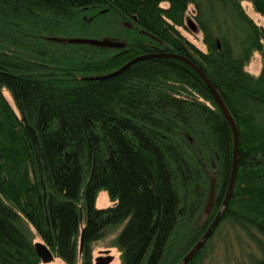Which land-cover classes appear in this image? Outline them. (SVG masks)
Instances as JSON below:
<instances>
[{
  "label": "trees",
  "instance_id": "16d2710c",
  "mask_svg": "<svg viewBox=\"0 0 264 264\" xmlns=\"http://www.w3.org/2000/svg\"><path fill=\"white\" fill-rule=\"evenodd\" d=\"M250 1L264 15V0ZM190 4L207 51L177 28L188 27ZM106 18L121 30L77 34ZM263 40L264 28L239 0H0L2 264H44L35 235L59 264H93V243L111 228H119L114 245L122 264H177L201 237L212 180L216 174V212L235 148L232 126L203 77L183 60L152 56L88 79L166 52L198 64L236 121L237 179L218 225L242 231L264 256ZM255 51L263 60L257 76L245 69ZM102 190L114 204L96 206ZM204 249L186 264H200Z\"/></svg>",
  "mask_w": 264,
  "mask_h": 264
},
{
  "label": "rangeland",
  "instance_id": "374dc122",
  "mask_svg": "<svg viewBox=\"0 0 264 264\" xmlns=\"http://www.w3.org/2000/svg\"><path fill=\"white\" fill-rule=\"evenodd\" d=\"M241 6L247 15L259 26L264 28V15L259 13L253 3L250 0H239ZM163 6H167V3H163ZM195 4H190L186 17L192 19L196 29L190 28L189 26H177L180 32L190 40L195 46L203 51H207V46L203 40V32L198 28V23L195 19ZM131 24V23H130ZM121 28L118 26L117 22L113 18H106L104 22L96 24L94 27L88 29L84 32H78L77 34H82L88 37H104L106 35L116 34ZM235 39V38H233ZM264 43V40H263ZM124 45V43H121ZM233 45L235 46L236 52L238 53L240 48V42L238 40H233ZM263 67L262 54L259 51H255L251 57V60L245 66V69L254 74L259 75ZM6 96L13 101L12 96L7 90H4ZM11 96V97H10ZM217 175L215 174L214 178ZM213 178V179H214ZM115 201L112 200L106 190H102L96 201V206L98 208L107 207L114 204ZM206 207V206H205ZM205 210V209H204ZM81 230L84 226V212L81 206ZM218 211L214 212L213 208L208 217H203L201 224H205V230L209 227L213 219L215 218ZM210 219V220H209ZM209 223V224H208ZM80 230V231H81ZM204 230V232H205ZM119 232V228H111L106 233V235L93 243V264H122L121 252L117 246L114 245L115 238ZM81 236V232H80ZM80 236H79V252H80ZM181 233L175 240V247H179L182 239ZM200 238V237H199ZM42 240L39 236L35 235L34 242ZM199 240V239H198ZM197 240V241H198ZM196 241V242H197ZM204 254L200 264H259L264 260L263 254L257 248L256 244L250 240L242 231L232 227L230 223L223 222L218 225L214 230L213 234L206 241ZM203 245V246H204ZM182 251V247L180 249ZM179 251V253L181 252ZM189 252V251H188ZM187 252V253H188ZM83 253V252H82ZM183 253L182 257L179 259V264L182 259L187 254ZM82 254L79 256V263H81ZM58 258L53 262L48 264H59Z\"/></svg>",
  "mask_w": 264,
  "mask_h": 264
},
{
  "label": "water",
  "instance_id": "95a60500",
  "mask_svg": "<svg viewBox=\"0 0 264 264\" xmlns=\"http://www.w3.org/2000/svg\"><path fill=\"white\" fill-rule=\"evenodd\" d=\"M187 24L190 28L196 29V26H195L194 22L192 21V19L187 18ZM55 39L58 41H62V42L90 43V44L100 45V46H105V47H124L126 45L125 42L118 41V40L111 39V38H104V39L55 38ZM121 43H124V45ZM152 56H170V57H174V58H178L180 60H183L186 63H188L189 65H191L203 77V79L205 80V82L207 83V85L209 86L211 91L213 92L214 97H215L218 105L220 106V108L222 109V111L224 112L225 116L227 117V119L229 120V122L232 126L234 139H235L232 173H231L229 188L227 190L225 199H224L223 204L221 205L220 209L218 210L215 218L213 219V221L209 225V227L205 230V232L201 235L199 240L194 244V246L189 250V252L185 255V257L179 263V264H186L192 257H194V255L197 253V251L202 248V246L206 243V241L209 239V237L213 234L214 230L216 229V227L220 223V221L223 217V214L225 213L226 208L228 206L229 200L232 196L234 186L236 183V179H237V171H238L239 130H238V126L236 124V121H235L233 115L231 114L230 110L228 109V107H227L224 99L222 98L220 92L212 84V82L210 81V79L208 78V76L206 75L204 70L198 64H196L192 59H190L189 57H187L185 55H180V54H176V53H172V52H166V53H160V54L146 53V54H142V55H139V56L133 58L132 60L127 62L124 66H122L121 68L117 69L114 72H111V73L104 75V76L91 77L88 79L106 78V77H111V76L117 75L120 72H122L123 70H125L126 68H128L133 63L140 61V60H143V59H146V58H149V57H152ZM83 196H84V192H83ZM215 196H216V178H214L212 180V184L210 187L209 198H208V201L206 203L205 210H204V213H205L204 216L205 217L209 216L211 209L214 206ZM84 233H85V226H83V228L81 230L80 252H79L80 255L82 254L83 249H84ZM34 247H35L36 253L38 254L39 258L41 259V261L44 264H48L49 262L55 261V259H56L55 254L46 242H44L42 240L36 241V242H34ZM263 263H264V261H263ZM0 264H2L1 260H0Z\"/></svg>",
  "mask_w": 264,
  "mask_h": 264
},
{
  "label": "flooded vegetation",
  "instance_id": "af4514ba",
  "mask_svg": "<svg viewBox=\"0 0 264 264\" xmlns=\"http://www.w3.org/2000/svg\"><path fill=\"white\" fill-rule=\"evenodd\" d=\"M264 261V260H263Z\"/></svg>",
  "mask_w": 264,
  "mask_h": 264
}]
</instances>
